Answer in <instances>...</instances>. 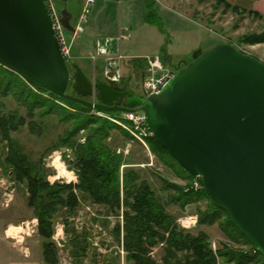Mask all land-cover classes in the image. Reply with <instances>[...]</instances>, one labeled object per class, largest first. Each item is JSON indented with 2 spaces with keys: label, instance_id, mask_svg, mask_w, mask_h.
Masks as SVG:
<instances>
[{
  "label": "rangeland",
  "instance_id": "obj_1",
  "mask_svg": "<svg viewBox=\"0 0 264 264\" xmlns=\"http://www.w3.org/2000/svg\"><path fill=\"white\" fill-rule=\"evenodd\" d=\"M100 2H103L102 7H99ZM134 2L138 3L136 0ZM248 2L246 0H235L234 3L229 0H150L145 3V6L142 5V9L146 11L144 21L150 25L140 29L139 25L134 23V39L126 41L128 39H124V36L130 30L121 24L116 37H112V39L116 38L120 44L119 50L115 51L108 48L102 51L97 49L88 58L84 51L80 54L76 52L75 44L82 38L88 37L93 31L92 20L98 15L96 9H106L111 5L106 13L108 17L112 18V23L116 25L119 13L116 6L121 5L122 0H96L95 4L91 6L85 31L81 34H76V25L86 0H52L67 40L68 64L73 74L75 71L73 65L77 64L93 84L107 82L118 88L130 86L140 94L143 93L142 79L148 64V60L146 65L143 63V56H161L163 50L167 51L171 62L166 63L162 59V63L171 70L181 68L199 53L219 43L233 44L240 51L255 56L264 62V40L254 43L242 40V37L247 34L264 35V17L256 14L255 10L251 9V3ZM66 8L73 14L72 25L66 22L64 17ZM110 33L107 30H101L96 33V37L105 38ZM92 38L94 39V35ZM122 45H124L123 49ZM123 51L126 54L127 52H134L139 56L132 58V60L130 58L124 59L126 55ZM121 59H124L121 62L122 70L121 73H118L116 67L118 64L120 65ZM114 62H117V65L112 67ZM119 75L121 76L120 80L115 81ZM72 90L73 85L70 92ZM86 99L92 102H100L97 90H95L94 95L88 96ZM0 101L4 104V107L2 106L4 112L17 110L20 115H27L25 108L19 106L11 96L2 98ZM90 113L109 120L110 117L115 116V114L96 109ZM37 120L41 125L38 134L32 133L28 126L24 125L13 130L12 137L16 139L23 151L32 160L43 157L45 166L49 169L48 179L52 183L56 181L77 182L76 172L68 167L70 165L68 161L73 162L74 160L72 148L60 147L47 152V149L64 134L68 124L60 122L55 115L44 118L38 117ZM85 137L86 131L82 130L77 140L83 142ZM144 141L145 143L136 138L129 139L121 130H113L107 139L112 148L124 155L126 164L122 166V170L123 168L136 169L141 178L146 179L151 184L158 197L167 206V210L176 217L181 228L194 234H198L200 231L206 232L214 250L223 244H229L244 251L252 249L250 244L231 240L221 229L219 223L211 225L199 223V210H205L209 207L210 202L207 200L192 203L185 207L171 203L169 198L174 190L165 189L164 181L168 180L171 183L185 186L188 179L184 176L187 174L177 165L170 167L163 163L150 149L147 140ZM6 152L7 142L0 136V228L19 227L20 229L16 228L14 231H10V236H16L14 239L10 237V241L17 243L20 250L21 247L23 250V244L28 245L27 247L31 248L32 254L38 256L41 253L43 257L42 243L45 239L38 232V220L34 215V209L27 204L26 185L15 182L7 165L2 163ZM56 159H58L57 163H55ZM195 180L200 186V177L193 179L192 186H194ZM201 187L202 185L199 188ZM127 209L122 205L119 212L114 214L106 205L92 202L89 198L83 199L74 213L68 212L66 208L62 209L57 214L53 236L58 247L59 264H134L132 260L127 259L128 252L125 250L122 241L118 242L115 239L114 234V229L118 226L121 228L123 237V214ZM188 216H195L197 223L186 228L181 219L185 220ZM66 225L69 228H75L78 238L82 239V236L86 238L85 241L80 240L87 248L84 256L73 245L72 238L74 236L66 232ZM165 245V242H159L150 252L156 264H166L164 261ZM181 255L178 253L177 258H181ZM219 264H225V261L220 258Z\"/></svg>",
  "mask_w": 264,
  "mask_h": 264
},
{
  "label": "water",
  "instance_id": "obj_2",
  "mask_svg": "<svg viewBox=\"0 0 264 264\" xmlns=\"http://www.w3.org/2000/svg\"><path fill=\"white\" fill-rule=\"evenodd\" d=\"M0 64L34 85L103 112L144 111L157 141L264 255V62L219 43L181 67L159 93L74 74L46 0H0ZM73 90L69 92L71 81ZM99 93L100 102L86 99Z\"/></svg>",
  "mask_w": 264,
  "mask_h": 264
},
{
  "label": "trees",
  "instance_id": "obj_3",
  "mask_svg": "<svg viewBox=\"0 0 264 264\" xmlns=\"http://www.w3.org/2000/svg\"><path fill=\"white\" fill-rule=\"evenodd\" d=\"M255 13L264 17L259 12ZM242 40L248 43L259 42L264 40V35L247 34ZM161 58L166 63L171 62L165 50L161 53ZM142 61L147 64L146 58H142ZM72 83L73 80L69 92ZM8 96L16 100L19 106L24 107L27 115H20L17 110L4 112L2 108L4 104L0 101V136L7 142V152L2 163L7 165L15 182L26 185L27 204L34 209V215L38 220V232L45 239L42 246L43 258L47 264H59L58 247L53 239L57 214L64 208L74 213L82 200L88 198L97 204L106 205L114 214L119 212L122 205L128 208L123 214V237L118 226L114 229V234L115 239L118 242L122 241L128 252L127 259L132 260L134 264H156L150 252L159 242L166 244L164 255L166 264H219L220 258L225 264H264V255L237 228L229 214L215 205L203 187L202 178L200 177L202 187H193L191 182L196 177L189 173L153 135L146 138L153 153L166 165L170 167L177 165L187 174L184 176L188 179L185 186L164 181L165 189L174 190L169 201L185 207L207 200L210 202L209 207L199 210V223L208 225L219 223L231 240L250 244L252 249L244 251L223 244L214 250L206 232L194 234L181 228L176 217L167 210V206L151 184L142 179L136 169L122 170V166L126 164L124 155L112 148L107 139L113 130H121L129 139L132 135L115 122L90 113L92 108L32 84L0 64V100ZM50 115L57 116L59 121L67 123L68 127L47 152L60 147H71L74 160L68 161L70 164L68 167L76 172L77 182L52 183L48 179L49 169L45 166L43 157L32 160L12 137V131L24 125L28 126L32 133L38 134L41 125L37 118ZM82 130L86 131L83 142L77 140ZM66 232L74 236L73 245L84 256L87 248L80 240L85 241L86 238L83 236L82 239L78 238L75 228H69L67 225ZM178 253L182 254L181 258H177Z\"/></svg>",
  "mask_w": 264,
  "mask_h": 264
},
{
  "label": "crops",
  "instance_id": "obj_4",
  "mask_svg": "<svg viewBox=\"0 0 264 264\" xmlns=\"http://www.w3.org/2000/svg\"><path fill=\"white\" fill-rule=\"evenodd\" d=\"M138 3H135L134 0H122V4L118 7V23L115 25L111 21V17L107 16L106 11L111 7L109 5L106 9H96L98 15L93 18V31L90 32V35L88 37L82 38L81 41H78L75 45V50L78 54H80L82 51H84L89 58V55L97 50H103L110 48L111 50L118 51L120 48V44L117 42L116 38L112 39V37H116V35L119 32L120 25H125L129 28L131 37L130 39L126 41H131L134 39V23H137L141 28L144 26L150 25L149 23L144 21L146 11L145 9H142V5L145 6V3L150 0H136ZM235 2V0H229ZM245 1V0H244ZM249 1L252 5L251 9L255 10L256 12H259L264 15V0H246ZM248 2V3H249ZM101 3V2H100ZM103 2L99 5V7H102ZM115 7V8H116ZM67 11L65 12V19L66 22L72 25V12L66 8ZM64 19V20H65ZM90 20V23L92 22ZM140 21V22H138ZM117 22V21H116ZM115 22V23H116ZM193 22V21H192ZM70 25V26H71ZM150 27V26H149ZM155 29V28H154ZM104 30V31H110V35L106 36L105 38H98L96 37V33ZM92 35H94V39L92 38ZM96 38V39H95ZM106 44V46H105ZM122 45V49H123ZM124 53V51H123ZM126 56L125 58H136L139 55L134 54V52H127L124 53ZM152 55H146L143 56L144 58L149 57ZM120 61V65L118 64L119 72L121 73L122 70V60ZM117 61V60H116ZM117 65V62H114L112 64V67H115ZM130 81V79H129ZM128 82V80H126ZM14 227V226H12ZM13 228H0V264H44L46 263L44 258L41 256V253L38 254H32L31 248L27 247L28 245L23 244V250L21 247V250L18 248L17 243H13L10 241V237L12 239L16 238V236H10V231ZM47 264V263H46Z\"/></svg>",
  "mask_w": 264,
  "mask_h": 264
},
{
  "label": "built area",
  "instance_id": "obj_5",
  "mask_svg": "<svg viewBox=\"0 0 264 264\" xmlns=\"http://www.w3.org/2000/svg\"><path fill=\"white\" fill-rule=\"evenodd\" d=\"M48 5L50 6V10L54 20V28L58 35V39L60 41L62 51L66 57L69 55V48L67 44V40L65 38L64 30L58 13L52 3V0H46ZM96 0H86L84 8L79 15V20L76 25V34H81L85 31V24L89 19V14L91 12V6L95 4ZM131 37L130 32L126 33L124 39H129ZM103 49L102 51H105ZM117 72V71H116ZM118 73L119 70H118ZM175 71L168 69L162 63V59L159 56L149 57L147 71L143 75L142 79V90L143 95L148 96L154 93H159L163 87L169 82V80L174 76ZM119 77L115 79V81L120 80ZM112 79V78H110ZM114 79V78H113ZM110 120L122 126L125 130H127L134 138L143 141L145 143L146 137L151 135V132L146 126L145 122V114L144 111H130V112H122L114 117H110ZM195 188H199V183L195 180L193 184ZM184 227L188 228L197 223V218L195 216H188L185 220L181 219Z\"/></svg>",
  "mask_w": 264,
  "mask_h": 264
},
{
  "label": "bare ground",
  "instance_id": "obj_6",
  "mask_svg": "<svg viewBox=\"0 0 264 264\" xmlns=\"http://www.w3.org/2000/svg\"><path fill=\"white\" fill-rule=\"evenodd\" d=\"M57 162H58V159L55 160V163H57ZM11 228H13V229H11V231H14L16 228H19V227H11Z\"/></svg>",
  "mask_w": 264,
  "mask_h": 264
},
{
  "label": "flooded vegetation",
  "instance_id": "obj_7",
  "mask_svg": "<svg viewBox=\"0 0 264 264\" xmlns=\"http://www.w3.org/2000/svg\"><path fill=\"white\" fill-rule=\"evenodd\" d=\"M121 88H124V87H126V86H120ZM128 88H131L130 86H127Z\"/></svg>",
  "mask_w": 264,
  "mask_h": 264
}]
</instances>
